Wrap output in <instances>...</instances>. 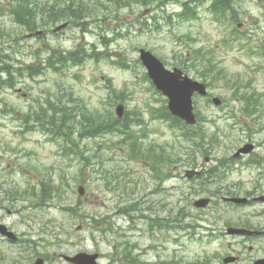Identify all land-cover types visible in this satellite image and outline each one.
<instances>
[{"label": "rangeland", "instance_id": "1", "mask_svg": "<svg viewBox=\"0 0 264 264\" xmlns=\"http://www.w3.org/2000/svg\"><path fill=\"white\" fill-rule=\"evenodd\" d=\"M85 1L92 13L82 22L48 31L41 38L29 35L10 14L0 15L4 33L0 52L13 70L36 68L53 50L78 47L93 56L63 72L17 74L13 88L0 85V221L22 237V242L14 243L0 236V264H32L38 256L46 258V264H70L62 254L79 252L99 253L101 264H226L227 255H241L229 264H254L264 257V236L243 242L226 232L227 221L247 220L264 228V204L233 208L221 200L207 208L194 206L196 199L210 197L209 192L221 184L201 186L196 178L185 176L188 169L204 163L206 155L197 153V164H192L189 141L177 131L175 135L157 114L164 110L166 97L147 78L139 50H151L171 69L189 58L187 73L201 80L202 58L195 49L203 47L206 58L218 61L217 70L207 79L212 81L210 93L223 103L217 106L211 99L195 97L203 127L215 133L219 142L207 156L216 162L254 143L255 159L243 174L234 173L227 180L241 179L250 185L261 174L264 187V4L232 0L238 20L229 24L228 17L223 23L214 19L208 10L211 0H197L199 17L182 22L177 14L181 1L165 8ZM98 52H103L99 59ZM220 68L221 79H217ZM64 92L82 98L91 110L111 109L116 114V106L124 103L131 112L130 128L141 141L181 160L169 166L173 175L160 180L146 162L130 157L121 134L83 138L80 149L73 145L63 153L37 122L31 120L24 127V112L37 111L47 98ZM242 94L258 98L252 115L245 111ZM95 153L99 156L84 167V157ZM43 173L53 174L62 184L47 205L40 206L30 196L15 202L4 198L14 186L24 189L38 184ZM81 184L87 189L85 195L79 194ZM69 206L77 212L69 211ZM181 217L185 224L200 226H175Z\"/></svg>", "mask_w": 264, "mask_h": 264}, {"label": "trees", "instance_id": "2", "mask_svg": "<svg viewBox=\"0 0 264 264\" xmlns=\"http://www.w3.org/2000/svg\"><path fill=\"white\" fill-rule=\"evenodd\" d=\"M113 1L118 2L119 0ZM133 1L146 6H154L156 4V7H160L172 0ZM185 6L181 14L182 20L190 19L195 14L189 10L187 3H185ZM231 6V0H216L213 4L214 11L222 13H227ZM6 10L25 31L35 32L41 28L47 31L50 25L61 20L76 22L86 17L92 9L85 0H11ZM0 34L3 37L4 33L2 34L1 30ZM1 56L4 58H7V56H3L0 52V63H4L5 61ZM85 56V53L80 50L50 52V55L45 59V68H53L59 72L69 66L82 64L86 58ZM186 64L187 59L179 65L187 69L188 65L186 66ZM202 64L203 68L200 71L202 76L205 77L210 75L217 67L212 62V59H207ZM40 68L42 69L43 67ZM4 71L7 73L9 79L3 80L0 76V81L2 80L5 84L13 86V70L9 64L6 63ZM236 90L239 91L240 88L237 87ZM241 98L245 99L247 108L251 109V111H246V113L249 115L253 114L258 106V98L255 97V94H242ZM24 116L27 124H30L31 120H34L44 132L51 134L52 138L60 140L66 153L72 150L68 148V144H75L80 149V141L83 138L120 132L124 135L121 143L126 144L129 156L146 162L154 175L160 176L163 174L164 177L170 176L172 171L169 170V166L178 162V159L174 158L173 154L165 151V149L158 150L153 145L146 146L140 137L131 130L128 116L120 119L115 116L114 111L111 109H106L105 111L91 110L82 98L74 97L72 92L63 93L61 96L55 97V99L48 98L40 106V109L28 111ZM162 116L165 120L169 121L170 127L183 130L184 137L200 147L202 154L206 155L210 152L211 146H208L205 142L207 130L204 127L200 124L192 127L179 118L171 117L172 115L169 113L167 107H165ZM76 135L78 139H76ZM191 154L194 155L195 153L191 152ZM98 156L99 154L95 153L89 157H84L86 159L84 167L87 165V161L90 162L94 157ZM207 178H204V182H206ZM60 189H62V184L60 182L57 183L52 175L41 174L38 185H29L23 191H20L21 189L16 186L7 190L5 195L12 201L22 197L27 192H31L39 200L40 205L43 206L58 194ZM68 210L74 213L77 212V209L72 206H69ZM193 227L195 228L196 226L193 225Z\"/></svg>", "mask_w": 264, "mask_h": 264}, {"label": "water", "instance_id": "3", "mask_svg": "<svg viewBox=\"0 0 264 264\" xmlns=\"http://www.w3.org/2000/svg\"><path fill=\"white\" fill-rule=\"evenodd\" d=\"M67 26L64 23L57 27L56 30H60ZM39 32L38 34H40ZM141 59L148 68L149 76L153 79L155 85L169 98V108L171 112L187 121L189 124H195L197 119L194 113L193 96L195 93L206 95L208 93L205 83L192 79L189 75L185 74L181 69L174 68L169 70L165 67L163 62L157 58L151 51L141 49ZM216 104H221V99L216 97L214 99ZM124 113V105L117 107V114L122 116ZM250 150L249 146L240 149L241 152H247ZM189 175H192L189 173ZM85 188L80 187V193L84 194ZM237 202L245 201L246 199L233 198ZM209 198H201L195 201L197 207H206L209 204ZM230 232H237L242 234H254L260 233L258 231H249L246 229L230 228ZM0 232L16 238L13 231H10L8 227L0 223ZM98 253L89 254L86 252L77 253L74 256H66V258L76 264H99L97 258ZM237 260V257L230 255L225 257L224 262L230 263ZM35 264H44L43 259H38ZM255 264H264V258L255 261Z\"/></svg>", "mask_w": 264, "mask_h": 264}, {"label": "flooded vegetation", "instance_id": "4", "mask_svg": "<svg viewBox=\"0 0 264 264\" xmlns=\"http://www.w3.org/2000/svg\"><path fill=\"white\" fill-rule=\"evenodd\" d=\"M252 159H255L251 154L248 157L244 156H231V157H221L214 162V157L210 156L206 158V163H202L200 166L197 165L196 168H200L201 172H206V174H217L218 176H223V181L218 182L217 179H211L210 183H220L221 185H217L214 190L210 191V204L218 203L219 200L225 202L228 205L231 206H238L239 204H236L231 201H227L226 198L230 197H239V196H247L249 197V202L246 205H253L255 204V197L264 195L263 186L260 183L259 177L255 178L253 182L250 183V185H247V182H243L242 180L238 181H232L228 182V177L231 176L234 173H242L245 166L249 167V165L252 163ZM241 160H246V162H242ZM261 174H259L260 176ZM225 179L227 180L226 182ZM264 203V201H263ZM238 227H246L250 226L254 229H264L260 225H252L251 223L247 222L245 220L242 223H238L236 225ZM235 237L242 238L243 242H246L247 240L251 238H255L254 236H238L234 235ZM241 257V255H239Z\"/></svg>", "mask_w": 264, "mask_h": 264}]
</instances>
